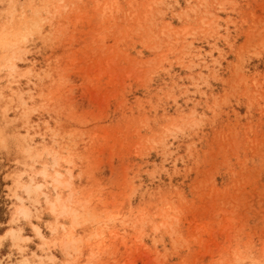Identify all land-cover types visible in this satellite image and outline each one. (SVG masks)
<instances>
[{"label":"rangeland","instance_id":"1","mask_svg":"<svg viewBox=\"0 0 264 264\" xmlns=\"http://www.w3.org/2000/svg\"><path fill=\"white\" fill-rule=\"evenodd\" d=\"M0 264H264V0H0Z\"/></svg>","mask_w":264,"mask_h":264},{"label":"bare ground","instance_id":"2","mask_svg":"<svg viewBox=\"0 0 264 264\" xmlns=\"http://www.w3.org/2000/svg\"><path fill=\"white\" fill-rule=\"evenodd\" d=\"M60 200H61V199H60ZM60 200H59V201H60ZM63 204H65V203H63Z\"/></svg>","mask_w":264,"mask_h":264}]
</instances>
